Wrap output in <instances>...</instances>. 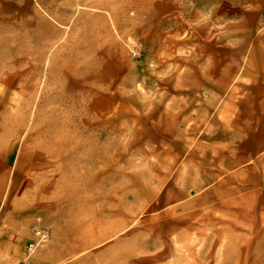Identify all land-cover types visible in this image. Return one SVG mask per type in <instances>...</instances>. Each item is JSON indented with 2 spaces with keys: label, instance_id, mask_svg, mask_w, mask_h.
I'll return each instance as SVG.
<instances>
[{
  "label": "rangeland",
  "instance_id": "rangeland-1",
  "mask_svg": "<svg viewBox=\"0 0 264 264\" xmlns=\"http://www.w3.org/2000/svg\"><path fill=\"white\" fill-rule=\"evenodd\" d=\"M0 264H264V0H0Z\"/></svg>",
  "mask_w": 264,
  "mask_h": 264
},
{
  "label": "bare ground",
  "instance_id": "bare-ground-1",
  "mask_svg": "<svg viewBox=\"0 0 264 264\" xmlns=\"http://www.w3.org/2000/svg\"><path fill=\"white\" fill-rule=\"evenodd\" d=\"M37 233V241L44 240L45 234H41L40 231L36 232Z\"/></svg>",
  "mask_w": 264,
  "mask_h": 264
},
{
  "label": "built area",
  "instance_id": "built-area-1",
  "mask_svg": "<svg viewBox=\"0 0 264 264\" xmlns=\"http://www.w3.org/2000/svg\"><path fill=\"white\" fill-rule=\"evenodd\" d=\"M34 243H30L28 248L30 249L31 247H33Z\"/></svg>",
  "mask_w": 264,
  "mask_h": 264
}]
</instances>
